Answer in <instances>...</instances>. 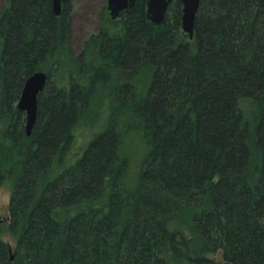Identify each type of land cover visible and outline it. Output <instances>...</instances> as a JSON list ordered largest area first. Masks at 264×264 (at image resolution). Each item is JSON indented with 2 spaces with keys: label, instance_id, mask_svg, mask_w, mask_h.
<instances>
[{
  "label": "trees",
  "instance_id": "1",
  "mask_svg": "<svg viewBox=\"0 0 264 264\" xmlns=\"http://www.w3.org/2000/svg\"><path fill=\"white\" fill-rule=\"evenodd\" d=\"M71 11L0 13V189L12 175L17 240L0 217V264H264V0H201L193 40L180 0L160 26L137 0L80 55ZM37 72L29 136L18 102ZM83 125L102 128L61 167ZM187 209L193 238L177 226Z\"/></svg>",
  "mask_w": 264,
  "mask_h": 264
},
{
  "label": "rangeland",
  "instance_id": "2",
  "mask_svg": "<svg viewBox=\"0 0 264 264\" xmlns=\"http://www.w3.org/2000/svg\"><path fill=\"white\" fill-rule=\"evenodd\" d=\"M72 2V35L71 47L75 55H80L84 50V44L94 35H99L102 29L118 31V21L111 19L107 13V0H71ZM10 5V0H0V13ZM106 12L107 16H103ZM102 126L83 125L76 132L77 137L64 164L68 166L76 162L82 156L84 149L91 139L101 130ZM84 133V134H83ZM13 161V159H12ZM14 187V178L7 174L0 189V217L3 220V238L12 247L16 246V238L8 229L9 205ZM193 209H187L184 216L177 222V226L184 230L187 237L193 238L191 226V215ZM209 257L216 260L218 264H225L221 251L210 254Z\"/></svg>",
  "mask_w": 264,
  "mask_h": 264
},
{
  "label": "water",
  "instance_id": "3",
  "mask_svg": "<svg viewBox=\"0 0 264 264\" xmlns=\"http://www.w3.org/2000/svg\"><path fill=\"white\" fill-rule=\"evenodd\" d=\"M68 0H53L54 11L61 15L62 4ZM183 4L182 31L193 40L195 35L196 16L201 0H180ZM137 0H107V10L111 18L118 19L126 12L131 11ZM174 0H147V19L153 25H162L165 22L166 13ZM47 75L37 72L29 77L24 85L18 108L27 115V135H31L38 116V96L44 91L47 83Z\"/></svg>",
  "mask_w": 264,
  "mask_h": 264
},
{
  "label": "bare ground",
  "instance_id": "4",
  "mask_svg": "<svg viewBox=\"0 0 264 264\" xmlns=\"http://www.w3.org/2000/svg\"><path fill=\"white\" fill-rule=\"evenodd\" d=\"M48 74V73H47ZM84 134V133H83ZM139 177V176H138Z\"/></svg>",
  "mask_w": 264,
  "mask_h": 264
}]
</instances>
